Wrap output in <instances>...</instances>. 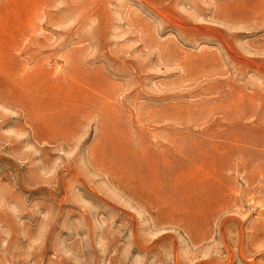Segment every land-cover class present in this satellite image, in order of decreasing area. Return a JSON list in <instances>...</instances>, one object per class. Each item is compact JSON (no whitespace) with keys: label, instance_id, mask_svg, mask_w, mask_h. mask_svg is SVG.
Returning <instances> with one entry per match:
<instances>
[{"label":"rangeland","instance_id":"obj_1","mask_svg":"<svg viewBox=\"0 0 264 264\" xmlns=\"http://www.w3.org/2000/svg\"><path fill=\"white\" fill-rule=\"evenodd\" d=\"M0 264H264V0H0Z\"/></svg>","mask_w":264,"mask_h":264},{"label":"bare ground","instance_id":"obj_2","mask_svg":"<svg viewBox=\"0 0 264 264\" xmlns=\"http://www.w3.org/2000/svg\"><path fill=\"white\" fill-rule=\"evenodd\" d=\"M230 105V104H229ZM233 106V105H232ZM232 108V107H231Z\"/></svg>","mask_w":264,"mask_h":264}]
</instances>
